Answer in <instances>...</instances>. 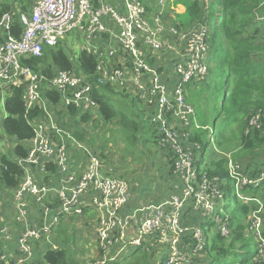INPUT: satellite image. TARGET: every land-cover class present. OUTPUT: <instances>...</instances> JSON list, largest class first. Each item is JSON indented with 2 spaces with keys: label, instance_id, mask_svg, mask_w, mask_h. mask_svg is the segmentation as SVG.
Listing matches in <instances>:
<instances>
[{
  "label": "built area",
  "instance_id": "1",
  "mask_svg": "<svg viewBox=\"0 0 264 264\" xmlns=\"http://www.w3.org/2000/svg\"><path fill=\"white\" fill-rule=\"evenodd\" d=\"M31 1L30 12L11 8L0 19V88L24 87L26 111L39 106L43 114L29 120L33 136L27 141V154L15 159L24 175L14 193L16 225L0 228V264H33L37 248L57 250L52 241L55 227L62 218L82 215L88 208L97 214L99 258L91 264H111L124 252L157 246L167 249L160 264H205L203 227L183 222L187 209L202 218H213L219 231L229 234L227 221L216 212V203L224 197L220 178L210 181L200 173L195 162L201 146L189 142L199 123L185 87L208 74V28L198 26L184 32L182 23L165 18L168 0H155L153 11L140 0H126L123 12L105 0ZM256 17L264 20L258 12ZM16 20L22 26L19 37L10 32ZM74 30L88 43L83 50L97 57L98 82L140 97L159 128L158 145L173 148L168 151L179 157L171 170L179 182L177 193L169 201L146 199L129 208L133 193L128 180L106 174L101 156L77 140L73 125H60L65 109L89 113L97 106L91 95L93 87L84 75L61 69L45 85L44 75L23 64V58L41 57L46 45L57 46ZM48 89L60 91L61 101L55 103L47 97ZM74 150L82 154L75 156ZM35 170L48 177L37 178ZM229 172L236 196L257 203L250 211V224L260 238V262V256L264 259V202L245 195L238 183L259 185L264 170L259 178L248 179L230 159ZM52 192L56 200L49 203ZM30 202L41 210V226L34 225ZM14 236L16 252L12 256L5 251L4 242Z\"/></svg>",
  "mask_w": 264,
  "mask_h": 264
},
{
  "label": "trees",
  "instance_id": "2",
  "mask_svg": "<svg viewBox=\"0 0 264 264\" xmlns=\"http://www.w3.org/2000/svg\"><path fill=\"white\" fill-rule=\"evenodd\" d=\"M27 2L29 1L21 0L20 3ZM27 6H22L24 12H29ZM10 9L9 3H0V19ZM256 12L264 16V0H188L181 21L183 26H190L195 22L194 24H204L208 28L209 79L200 81V86L207 89L202 100L195 94L194 96L199 102V106L195 108L200 125L211 126V129L205 131L194 127L189 142L201 146L195 162L200 173L205 174L210 181H215V177L220 178L224 197L216 205L218 207L223 202L221 209L229 228L228 235L222 234L218 229L211 237L210 246H205V264H211V261L214 264H260L257 260L260 238L250 224V211L255 208L256 203L242 201L227 183L232 179L229 172L230 159L243 166L239 167V171L244 175L249 172L254 178H259V172L264 170V20H257ZM21 31V23L14 21L10 32L19 37ZM22 62L44 75L46 78L42 79V84L45 85L61 69L73 70L77 75L83 73L93 87L91 95L97 104L99 117L112 131V126H116L114 120L122 126L118 125L120 136L131 147L129 152L133 153L134 149L143 152L144 144L154 140L157 143V138H160L153 115L140 97L125 93L109 83L98 82L97 57L94 54L82 50L79 55L74 56L70 47L62 45L61 42L53 47L46 45L41 57L23 58ZM192 83L195 84V80L185 87L189 102ZM24 92V87L14 86L9 89L5 100L8 115L1 122L4 133L19 140L15 147L16 157L27 154V147L23 142L29 141L33 136L29 120L41 118L43 115L39 106L26 111ZM45 95L55 103L62 99V93L56 89L46 90ZM138 105L141 112L137 110ZM65 111L72 116L71 122L75 120V124L89 122L92 117L89 113H79L74 108H67ZM213 114L217 118L212 119L214 124H211ZM63 117L65 116L62 115L61 120ZM63 122L66 121H61L62 127L70 128L72 125L69 122L65 126ZM75 128L76 137L84 139L81 130L78 131L76 126ZM211 134L215 137L212 138ZM231 144L234 147L229 150ZM157 146L160 147L158 143ZM167 153L166 160L171 163L172 152ZM104 156L101 153L102 160ZM0 169V181L5 188L13 190L14 194L24 175L22 167L16 160H9L6 155L0 154ZM260 181L259 185H247L243 190L245 195L264 198V181ZM222 186L218 182L221 190ZM232 193L239 207L226 212V199ZM55 200V193H50L47 202L52 203ZM199 219L191 209H187L186 215H183V222L203 227L204 223L198 221ZM3 225L0 222V228ZM253 247L255 252L252 254ZM209 248L215 254L212 259L208 256ZM44 259L48 264H71L66 261V253L62 249L46 251Z\"/></svg>",
  "mask_w": 264,
  "mask_h": 264
},
{
  "label": "rangeland",
  "instance_id": "3",
  "mask_svg": "<svg viewBox=\"0 0 264 264\" xmlns=\"http://www.w3.org/2000/svg\"><path fill=\"white\" fill-rule=\"evenodd\" d=\"M29 1V0H28ZM30 2V1H29ZM195 23V22H194ZM190 24V26H185L186 33L190 32L188 30L194 27H205L204 24ZM208 34V30H207ZM207 42V40H206ZM62 45H68L70 50L74 56H77L81 53L84 46H87L88 43L85 38L78 35V31L74 30L67 34L65 40L62 41ZM207 45L209 46L208 42ZM209 53V50H208ZM209 60V54H207V64ZM212 60V59H211ZM213 61V60H212ZM214 62V61H213ZM209 65V64H208ZM83 75V73H81ZM209 79V73L206 75L204 80ZM201 80H195V84L192 83L190 86V95L191 103L195 107L199 106L197 97L202 100L203 96L206 93L207 88H203L200 86L202 82ZM7 89L0 88V154H4L7 156L9 160H15V147L19 143V140L15 137L7 136L2 128V121L5 117H7L8 113L5 108V100L7 98ZM195 90L196 93H195ZM213 86L210 88V92H212ZM188 93V92H187ZM186 93V95H187ZM197 96L195 97L194 96ZM200 94L201 97L198 95ZM224 95V93H222ZM188 100V99H187ZM96 111L91 115L89 122H81L76 124L77 130H81L84 134V139H77L82 144L93 148L100 156L101 153H104V172L107 169H111L112 172L106 173L112 177H122L131 185V190L133 193V203L129 204V208H135L141 205L146 199H150L156 203H164L169 201L173 194L177 193V189H175V185L178 182L175 173L170 172V170H175L178 158L176 155L171 153V163L166 160L167 150H173V148H162L158 147L156 141H151L150 143L144 144L143 152L139 149H134L133 153L131 151V147L124 143V139L120 136L119 126L122 127L116 120L113 122L116 126H112L113 131L110 129L107 123H104L101 118L99 117V110L95 107ZM138 111L141 112L139 109V105L137 108ZM120 116V115H119ZM215 114L211 116L212 119H216L214 117ZM69 117V115H68ZM66 117L67 121H70V117ZM199 127L196 128L198 130L203 129L205 131L211 129V126H201L198 120ZM211 124H214L213 122ZM216 124V123H215ZM119 125V126H118ZM235 126V125H234ZM67 130V129H66ZM70 132V130H68ZM72 133V132H71ZM114 135H113V134ZM73 134V133H72ZM211 137L214 138L215 136L211 134ZM93 139V141H92ZM7 142L10 143L12 149L8 150L9 145ZM23 144L28 147V142H23ZM234 147L231 144L229 150ZM148 150H151L149 152ZM227 150V151H229ZM79 155L82 153L77 151ZM222 153V150H220ZM236 162V161H234ZM237 163V162H236ZM106 165V166H105ZM172 165V167H171ZM237 165L242 168L243 166L239 163ZM1 173V169H0ZM261 173V171L259 172ZM246 178H254L248 172ZM232 192H234V181L230 179L227 182ZM253 185V184H251ZM247 184H243L242 182L238 183L239 190H245ZM233 193L231 196H227V203H226V212L227 210L231 211L236 206L239 205L234 200ZM9 196H8V195ZM256 198V197H255ZM264 202V198L260 197ZM259 198V199H260ZM7 200H9L10 204L14 205V194L13 190L7 189L4 187L3 183L0 181V219L7 213V210L3 208V206L8 205ZM256 203V202H255ZM223 202L218 204L216 209L217 213L223 216V212L220 211ZM257 207V203L255 205ZM259 207V206H258ZM3 211V212H2ZM264 212V211H263ZM96 216L93 210L87 212L85 216H72V217H65L59 226L55 229L53 236L56 238L55 244L58 246L59 249H62L66 253V261L71 264H91L95 259L99 258L97 255V245L95 235L92 234L89 237L87 236L86 232L83 233V229H87V226H95L96 224ZM198 221H202L204 223L203 228L204 230V237H205V246H210L211 237L216 234L218 230V223L212 218L208 217H201ZM3 220V219H2ZM0 220V222H2ZM215 222V223H214ZM3 223V222H2ZM211 223H213L211 225ZM72 227H71V226ZM255 240H257L255 238ZM42 249V247H41ZM210 253H208L209 259L214 258V251L210 248ZM48 249H44L43 252L45 253ZM162 251V252H161ZM167 249L165 246H157L155 248H137L132 249L129 252H124L121 257H119L115 262L111 264H160L161 260L166 253ZM255 252V248L251 249V253ZM260 255V253H259ZM88 261V262H86ZM211 264L212 263L211 261ZM260 264H264V259L260 256Z\"/></svg>",
  "mask_w": 264,
  "mask_h": 264
},
{
  "label": "crops",
  "instance_id": "4",
  "mask_svg": "<svg viewBox=\"0 0 264 264\" xmlns=\"http://www.w3.org/2000/svg\"><path fill=\"white\" fill-rule=\"evenodd\" d=\"M29 1L30 2H27V4H22V3H20L21 0H0V3H3V2L9 3V5L11 6V8H14L16 11L22 10V6L23 5H28L27 8H28V10L30 12L32 10V7H33V1H31V0H29ZM140 1L143 2V3H145V4H147V6H148V8H149L150 11L155 10V0H140ZM187 1L188 0H168V13L165 16V18L167 20H169L170 22H173L174 20H176V21L182 23L181 21H182L183 15L186 12V2ZM105 2L116 6L120 11L123 12V10L125 8L124 7V4H125L126 0H105ZM93 111H90L89 113H92L93 114ZM95 111H94V113H95ZM62 115L65 116V117L62 118V120L63 121H66V122H63V124L65 126H67L68 123L72 121V116L69 115L66 111L65 112H62L61 116ZM68 115L71 118L70 121H67L66 120V117H68ZM71 123L73 125V128H75V126H76L75 120H74V122H71ZM7 144L9 145L8 150L12 149V146L10 145V143L7 142ZM72 153L75 156H77V154H78V152H76L75 150L72 151ZM15 159H16V157H15ZM35 172H36V170H35ZM110 172H112V170L110 168L107 169V167H106L105 173H110ZM36 174H37L36 175L37 178H39V179H44L45 180L46 177H48V174H45L46 177L41 176V175H43L42 173L36 172ZM56 185L59 186L60 185V182L59 181H56ZM28 199H29V196H28ZM7 202H8V205L6 206V208H4V209L7 210V213L4 215V212L2 211L3 212V217H2L3 220H2V222L4 224H6V225H10V226L13 227L14 225H16V221H15V217H14V205L10 204L9 200H7ZM51 209L55 210V209H57V207L56 206H54V207L51 206ZM91 210H93V212L96 215V212H95L94 209L88 208L87 210L84 211V213L82 215H74V216H83L84 217L85 214L87 212H90ZM30 216L36 220L34 222V225L41 226L43 224L44 217L41 214V210L39 209V207H37L35 204H32L31 202H30ZM69 217H72V216H69ZM63 219L64 218L61 219L60 223L62 222ZM59 224H58V226H59ZM58 226H56L55 229ZM85 232H86V234H87L88 237L90 235H92V234L95 235L96 245H97V251H96V253H97V255H99V252H98V237H97L96 224H95V226H92V228L90 226H87V229H83V233H85ZM16 236L12 237L11 240L4 242L5 251L9 255H12V256H14L15 255V252H16V241H17V237ZM52 241L53 242L56 241V238L53 235H52ZM45 247L46 246H42V249L41 248H37L35 250V252H34V259H35V261H34L33 264H48L46 262V260L44 259L43 248H45ZM47 249L49 250V248H47ZM86 262H88V261H86Z\"/></svg>",
  "mask_w": 264,
  "mask_h": 264
},
{
  "label": "clouds",
  "instance_id": "5",
  "mask_svg": "<svg viewBox=\"0 0 264 264\" xmlns=\"http://www.w3.org/2000/svg\"><path fill=\"white\" fill-rule=\"evenodd\" d=\"M83 50V49H82ZM96 110V109H95ZM89 114H91L92 115V113H89Z\"/></svg>",
  "mask_w": 264,
  "mask_h": 264
}]
</instances>
